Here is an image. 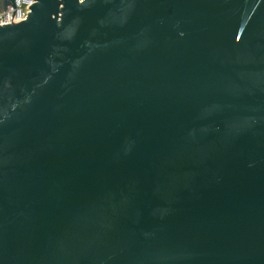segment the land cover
I'll return each mask as SVG.
<instances>
[{"label": "water", "instance_id": "1", "mask_svg": "<svg viewBox=\"0 0 264 264\" xmlns=\"http://www.w3.org/2000/svg\"><path fill=\"white\" fill-rule=\"evenodd\" d=\"M33 1L0 26V264H264V0Z\"/></svg>", "mask_w": 264, "mask_h": 264}, {"label": "built area", "instance_id": "2", "mask_svg": "<svg viewBox=\"0 0 264 264\" xmlns=\"http://www.w3.org/2000/svg\"><path fill=\"white\" fill-rule=\"evenodd\" d=\"M33 0H13L12 5L8 0H0V26L18 24L26 20L30 13Z\"/></svg>", "mask_w": 264, "mask_h": 264}]
</instances>
